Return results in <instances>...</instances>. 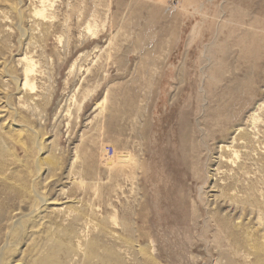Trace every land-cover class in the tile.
<instances>
[{"label": "rangeland", "instance_id": "rangeland-1", "mask_svg": "<svg viewBox=\"0 0 264 264\" xmlns=\"http://www.w3.org/2000/svg\"><path fill=\"white\" fill-rule=\"evenodd\" d=\"M68 227L113 264H264V0H0V261Z\"/></svg>", "mask_w": 264, "mask_h": 264}, {"label": "bare ground", "instance_id": "bare-ground-1", "mask_svg": "<svg viewBox=\"0 0 264 264\" xmlns=\"http://www.w3.org/2000/svg\"><path fill=\"white\" fill-rule=\"evenodd\" d=\"M38 12V11H37ZM29 67V66H27ZM27 67H25V72L29 71L27 70ZM24 74V73H23ZM26 75V74H25ZM16 83H17V87L20 89V90H23V87L27 84L26 83V80L25 81H22L21 79H17L16 80ZM239 129V128H238ZM21 130V129H20ZM237 131V130H236ZM183 141V140H182ZM222 149V148H221ZM37 173V172H36ZM23 185V184H22ZM26 189V188H25ZM30 192V191H29ZM30 194V193H29ZM28 194V195H29ZM36 195V194H35ZM38 195V194H37ZM33 196V195H32ZM36 197V196H35ZM39 197V196H38ZM31 198V196H30ZM29 198V199H30ZM39 198H42V197H39ZM35 199V198H34ZM41 201V200H40ZM38 200V202H40ZM45 205H47V200L43 201ZM31 200H30V204H31ZM42 203V201L40 202ZM39 203V204H40ZM38 204V203H37ZM44 205V206H45ZM34 206V204H33ZM38 208V206H37ZM41 208V207H40ZM40 208L34 210L35 213H37V210H40ZM63 208V207H62ZM67 208V207H66ZM61 208H48V207H44V209L41 211V213L45 212V211H49V210H59L60 211ZM64 211V210H62ZM61 211V212H62ZM78 211V210H77ZM33 212V211H32ZM34 213V214H35ZM50 213V212H49ZM52 213H55L52 211ZM63 213V212H62ZM91 213V212H89ZM57 214V213H56ZM60 214V212H59ZM43 215V214H42ZM50 215V214H49ZM48 215V216H49ZM62 215V214H61ZM41 216V215H40ZM85 216H87V214L83 213V212H79L77 213L75 216H74V220L75 221H78V220H81L83 219ZM42 217V216H41ZM47 217V216H46ZM31 218V217H30ZM34 218V217H33ZM54 218V217H53ZM52 218V219H53ZM22 219V218H21ZM27 219V218H26ZM29 219V218H28ZM89 218H85L83 219L82 223H83V226L86 228H88L89 226ZM225 219V218H224ZM223 219V220H224ZM18 220V218L16 219ZM24 220V219H22ZM91 220V219H90ZM14 221V220H13ZM29 222V220L27 221ZM31 222V221H30ZM13 223V222H12ZM21 223V222H20ZM92 223V222H91ZM222 224L223 226L226 225L228 227H230L229 225H227V223L224 221H222ZM20 225V224H19ZM93 225V224H92ZM91 226V225H90ZM102 226V225H101ZM99 226V228L101 227ZM34 226H32V229ZM12 228V227H11ZM10 228V229H11ZM52 228V227H51ZM57 228V227H55ZM62 228V227H60ZM98 228V229H99ZM122 228L123 230L126 229V225L122 224ZM128 228V227H127ZM39 229H42V228H39ZM44 229V228H43ZM63 229V228H62ZM102 229V227H101ZM37 230V228H36ZM54 230V229H53ZM61 231V229H59ZM40 231V230H39ZM51 231V230H49ZM68 231H69V227L66 228L65 230H62L59 234V235H55L52 234L51 232L49 234L47 233H44L42 235L44 240L43 241H40L38 242L37 244H34L31 246L30 250H29V257L27 259V263L26 264H69V261H74L73 259H75L76 257H78L79 255H81L79 252H83L82 253V264H113L115 261H117V256L114 252H111V251H108L106 254L104 255H99L97 250H95L94 248V245L92 242H90L91 240L88 241V239H85L86 236L84 234H82V237L80 238L83 239L82 241L85 242L84 245L86 244V247L85 249H82L81 246L79 245V243L81 242H78L77 243H74L72 244V239L69 240L68 238ZM127 231V230H126ZM44 232V231H43ZM48 232V231H47ZM32 234V232H31ZM30 234V235H31ZM34 235V234H32ZM37 235V233H36ZM74 236H79L81 235V232L80 233H75L73 234ZM37 237V236H36ZM39 239H42L40 238V235L38 236ZM37 237V238H38ZM74 238V237H73ZM131 240V239H130ZM133 241V240H132ZM49 242V243H48ZM70 242V244L68 243ZM128 242H131L129 241V238H123L121 239V245L124 246V244H127ZM129 245V244H128ZM127 245V246H128ZM131 245V244H130ZM130 245L128 247H130ZM132 252L134 253V256H145L146 258H148L143 250V248L141 247L142 245L140 244L137 245V244H132ZM5 247V244L3 245V248ZM131 248V247H130ZM5 251V249H4ZM119 256V255H118ZM150 256V255H149ZM80 257V256H79ZM2 259V258H1ZM97 259V260H96ZM150 259V258H149ZM80 260V259H79ZM78 260V261H79ZM121 260V259H120ZM96 261V262H94ZM3 262L0 261V264H2ZM77 263V262H76ZM118 263V262H117ZM259 264H262V263H259Z\"/></svg>", "mask_w": 264, "mask_h": 264}]
</instances>
